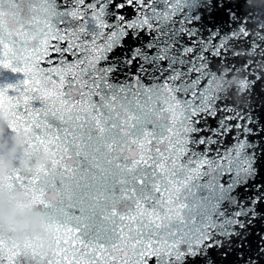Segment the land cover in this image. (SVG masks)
I'll use <instances>...</instances> for the list:
<instances>
[{
  "label": "snow or ice",
  "instance_id": "obj_1",
  "mask_svg": "<svg viewBox=\"0 0 264 264\" xmlns=\"http://www.w3.org/2000/svg\"><path fill=\"white\" fill-rule=\"evenodd\" d=\"M0 69L9 135L50 157L0 190L52 233L0 231V264H264V7L0 0Z\"/></svg>",
  "mask_w": 264,
  "mask_h": 264
},
{
  "label": "clouds",
  "instance_id": "obj_2",
  "mask_svg": "<svg viewBox=\"0 0 264 264\" xmlns=\"http://www.w3.org/2000/svg\"><path fill=\"white\" fill-rule=\"evenodd\" d=\"M256 7H264V0H256ZM241 76L237 74L228 82V86L237 87ZM235 99L239 102L240 98ZM10 117L0 114V179L17 166V157H22L19 165L24 168L37 169L48 164L50 157L41 154L29 158L31 149L26 145L23 132L8 136ZM47 217L43 209L33 204L22 191L10 192L0 190V231L10 234L17 243H23L29 236L36 239L50 240L52 233L46 227Z\"/></svg>",
  "mask_w": 264,
  "mask_h": 264
},
{
  "label": "water",
  "instance_id": "obj_3",
  "mask_svg": "<svg viewBox=\"0 0 264 264\" xmlns=\"http://www.w3.org/2000/svg\"><path fill=\"white\" fill-rule=\"evenodd\" d=\"M253 6H256V0H252ZM19 79H22V74H14L9 70L0 69V86H4L9 83H17ZM228 86L227 84L225 85ZM8 136L9 133H8Z\"/></svg>",
  "mask_w": 264,
  "mask_h": 264
}]
</instances>
